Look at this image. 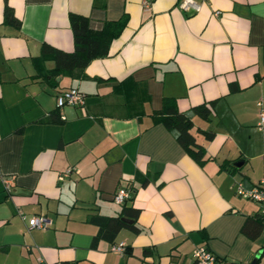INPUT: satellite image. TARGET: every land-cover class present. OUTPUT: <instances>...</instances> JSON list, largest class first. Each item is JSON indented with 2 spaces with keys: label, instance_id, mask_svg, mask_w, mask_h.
Instances as JSON below:
<instances>
[{
  "label": "crops",
  "instance_id": "0c3cea01",
  "mask_svg": "<svg viewBox=\"0 0 264 264\" xmlns=\"http://www.w3.org/2000/svg\"><path fill=\"white\" fill-rule=\"evenodd\" d=\"M198 1L194 11L179 0H0V264H191L199 244L264 264L260 205L236 191L264 178V0ZM71 12L95 28L128 21L108 55L51 74L42 44L74 49ZM71 86L85 103L59 107ZM168 96L193 119L205 161L155 118ZM203 102L208 117L194 108ZM122 185L140 229L93 244L90 217L118 215ZM33 215L48 225L29 228ZM257 217L252 236L243 226L256 230ZM120 241L130 252L112 248Z\"/></svg>",
  "mask_w": 264,
  "mask_h": 264
},
{
  "label": "trees",
  "instance_id": "16d2710c",
  "mask_svg": "<svg viewBox=\"0 0 264 264\" xmlns=\"http://www.w3.org/2000/svg\"><path fill=\"white\" fill-rule=\"evenodd\" d=\"M5 20L20 22L14 16V12L9 5L5 8ZM127 21L128 15L124 14L118 19L105 20L101 28H95L91 25L88 15L71 12L70 22L74 34V49L68 51L49 42H44L41 48V57L54 59L55 66L51 68V74L72 72L76 68H84L93 58L109 54L112 40L122 32ZM194 108L204 117H208L212 110V104L203 102L197 104ZM153 114L156 119L163 121L167 127L177 130V138L188 153L199 162L206 160V147L197 141L195 134L191 131L193 119L178 107L174 97H166L163 107L158 111H154ZM213 133L211 130L206 131L208 136L213 135ZM223 166H226V164L223 163ZM139 213V207L128 205L125 201L118 215L93 214L90 219L99 225V230L93 238V244H96L100 238L113 241L119 230L125 225L139 230L140 228L137 225ZM123 216L130 217L134 221L127 223L122 219ZM256 223V230L250 231L246 225L243 226V230L252 236L256 235L262 225L259 217L256 218ZM126 251L130 252L129 246H126ZM147 251L148 248H145V252Z\"/></svg>",
  "mask_w": 264,
  "mask_h": 264
},
{
  "label": "built area",
  "instance_id": "2783aa9c",
  "mask_svg": "<svg viewBox=\"0 0 264 264\" xmlns=\"http://www.w3.org/2000/svg\"><path fill=\"white\" fill-rule=\"evenodd\" d=\"M150 0H145V4L148 5ZM179 6L185 10L198 11L201 9V2L198 0H179ZM220 11L217 10L216 13ZM85 103V93L77 86H71L69 88L61 90L57 94V105L63 107L66 104H84ZM261 104V101L258 102ZM65 117V116H63ZM257 126L260 129H264V109L260 110L259 119L257 121ZM72 168H68L67 172H70ZM5 184L7 188L11 186V178H5ZM236 191L239 195L252 199L259 203L260 214L264 219V178L260 179L257 183L250 187L243 185L241 181L236 183ZM133 194V188L129 185L120 186L115 194L114 199L119 203H124ZM22 217L26 216L22 214ZM29 228L34 227H46L48 225V220L42 215H33L28 220ZM126 242L120 241L113 244L112 248L121 253L126 251ZM42 264H47L46 262ZM191 264H234L227 258L218 255L214 252L207 244H199L193 249V262Z\"/></svg>",
  "mask_w": 264,
  "mask_h": 264
},
{
  "label": "water",
  "instance_id": "95a60500",
  "mask_svg": "<svg viewBox=\"0 0 264 264\" xmlns=\"http://www.w3.org/2000/svg\"><path fill=\"white\" fill-rule=\"evenodd\" d=\"M236 164H237L238 166H240V165L242 164V161L239 160V161L236 162ZM122 219H123L125 222H127V223H132V222L134 221L132 218L127 217V216H123Z\"/></svg>",
  "mask_w": 264,
  "mask_h": 264
}]
</instances>
